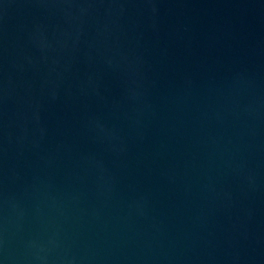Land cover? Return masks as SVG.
Segmentation results:
<instances>
[{
	"label": "water",
	"instance_id": "95a60500",
	"mask_svg": "<svg viewBox=\"0 0 264 264\" xmlns=\"http://www.w3.org/2000/svg\"><path fill=\"white\" fill-rule=\"evenodd\" d=\"M0 264H264V0H0Z\"/></svg>",
	"mask_w": 264,
	"mask_h": 264
}]
</instances>
